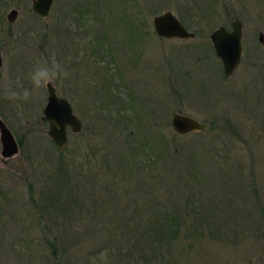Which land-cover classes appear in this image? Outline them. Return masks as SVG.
<instances>
[{"label":"rangeland","instance_id":"obj_1","mask_svg":"<svg viewBox=\"0 0 264 264\" xmlns=\"http://www.w3.org/2000/svg\"><path fill=\"white\" fill-rule=\"evenodd\" d=\"M30 4V0H0V119L18 144V152L0 165V264H133L135 256L127 257L125 244L116 245V237L106 234L120 211L117 208L115 215L109 204L101 208L102 190L91 191L89 208L76 207L73 215L44 211L41 198L47 184L66 177L69 160L83 166L80 170L87 179H103L98 180L99 187L119 182V171L118 180L102 173L103 159L110 158L111 142L123 138L119 125L128 116L134 128L155 123L171 143L175 160L190 155L188 147L197 133L209 156L196 168L200 175L184 172V180H178L173 170L161 178L157 165L148 168L140 160L142 172L153 175L152 186L161 202L182 207L195 194L204 211L223 208L213 216L220 222L213 225V242H184L171 264H262L264 0H53L45 18L35 15ZM11 8L17 14L7 22ZM165 10L194 36L158 38L151 19ZM138 18L141 36L132 37L127 29L131 19L137 25ZM234 19L241 23V56L233 73L225 77L208 36L218 26L229 30ZM52 59L69 74L55 84V92L70 102L82 125L77 133L67 130L68 144L60 154L41 119L46 89L15 102L6 99L3 90L7 83L30 87L29 74L37 62ZM175 112L203 122L204 129L175 134L169 125ZM45 141L48 147L43 146ZM224 170L235 172L242 183H234L233 174L227 180ZM168 193L169 199L164 195ZM250 201L258 205L253 207ZM75 202L80 203L78 197ZM123 202L131 200L124 197ZM255 209L260 213L250 217L248 212ZM227 213L231 218L220 216ZM226 220L232 225L222 224ZM218 231L223 238L216 236Z\"/></svg>","mask_w":264,"mask_h":264},{"label":"trees","instance_id":"obj_2","mask_svg":"<svg viewBox=\"0 0 264 264\" xmlns=\"http://www.w3.org/2000/svg\"><path fill=\"white\" fill-rule=\"evenodd\" d=\"M134 21L135 19H131L132 26L127 30L132 37H139L141 36V31L138 24L141 22L139 18L137 19V25ZM104 97L107 99V92H105ZM125 119H127V123L122 122L121 125H119V129L122 131L118 132L120 134L124 133L123 138L120 141L117 139L118 141L114 140L111 142L110 158L107 157L103 159L105 173H102L105 175H113L112 179H119V182H107L99 187L101 183L99 181L103 179H87L84 173H82V170H80L83 166H81V164L76 165V162L69 160V165L71 167L68 168L69 171H67L66 177L60 180L58 179V182L55 181L51 183V186L47 184V191L41 192L42 201L45 202L42 205V209L44 211L56 209L60 213L70 212L72 215L75 213L77 214L75 208L81 207V209L84 210L85 208H89L90 204L89 201H87L89 198L88 195L92 193L91 191L94 192L96 188H99V190L103 191L101 194L104 197V204H101V208L109 204L110 210L115 215L120 211L116 219L117 221L111 228V231L109 230L110 232L106 234H110L111 237H116V245L122 246V243L125 244L126 251H129L127 257L133 258V256H135L133 264H171L173 262L174 252H180V247L184 242L190 241L192 244H195L202 240L208 241V239L213 242V228L215 227L213 225H220L219 221H214L213 216L221 213V209L223 208H219L218 212L215 213L210 209V212H206V210L204 211L201 209V198L197 197L195 194L191 199L186 198L182 207L161 202L155 194L154 186H152L153 183H155L153 175L142 172L140 167L141 161L143 159L147 163L146 167L148 168L149 165H157L156 167L161 169L159 173L161 178H163L161 174H166L173 170V172L177 171L176 174L178 177H176L178 180H184V172L188 174L191 173L194 176L200 175V171L196 170V168H199V166L205 163V159L201 161L202 158L208 159L209 156H207L205 152V144L202 143L200 134L197 133L193 136V143L188 147V149L191 148L190 157L187 156V158L175 160L172 153L173 151H170L171 143L165 141L161 132L155 127V123L152 126L138 124V126L134 128L129 116ZM18 143H20V140ZM43 146H49L47 141L43 143ZM64 150H66L65 147L57 152L60 154V152ZM173 150L174 152L176 151V149ZM73 151L76 152V147L73 148ZM217 164L224 165L225 163ZM225 165L230 168L234 167V165ZM121 169L124 170L120 171ZM118 171L119 178L117 179L115 175L118 176ZM224 171L225 174H228L227 180L231 179V175L229 176V174H233L232 177H236V182L234 183H242V181L234 175L236 174L235 172ZM98 174L100 175V173ZM142 174L145 176H142ZM89 178H91V176H89ZM155 179L157 180V178ZM238 180L240 182H237ZM189 181L191 180L189 179ZM1 194L4 200L7 199L3 193ZM164 195L168 197V199L169 196H172L170 193ZM77 197L80 203L75 202ZM124 197H129L131 202H123V206L120 201H122ZM29 198L35 204L31 193ZM105 199H107L106 202ZM249 203L251 205L254 203L255 206L253 207L258 205L256 201H250ZM210 208H213V203ZM214 208L217 207L214 205ZM257 211L259 212L258 209H255L254 212H248V214L251 217L256 215L258 213ZM220 216L226 217L225 219L231 218L230 213ZM220 216L215 218H219ZM222 224H229V226H231L232 221L226 220L223 221ZM261 225H263L262 229L264 231V222L262 218L260 226ZM260 226L258 227L257 225L258 230H260ZM205 229L207 232L203 235L202 231ZM236 229L234 230V234L231 235L233 239H236L237 236ZM215 234H217V237H224L220 232ZM53 253L55 254L56 251L53 250ZM62 253L63 252H61V254ZM64 264L73 263L65 261Z\"/></svg>","mask_w":264,"mask_h":264},{"label":"water","instance_id":"obj_3","mask_svg":"<svg viewBox=\"0 0 264 264\" xmlns=\"http://www.w3.org/2000/svg\"><path fill=\"white\" fill-rule=\"evenodd\" d=\"M31 11L42 18L48 16L53 0H30ZM17 10L11 8L5 18L7 22H13ZM153 33L158 38L186 39L194 36L188 31L179 19L169 10L153 15L151 19ZM215 56L219 59L222 74L230 76L237 67L241 56V23L234 19L230 23V29L218 26L208 36ZM261 40V35L258 36ZM1 62V58H0ZM46 89V102L41 109V119L47 123L46 135L56 149L60 150L68 144L67 130L77 133L81 130V121L73 113L67 99L58 96L54 86L49 84ZM172 131L177 135H185L194 131H202L204 123L183 113H172L169 119ZM0 146L2 156L6 159L18 152V144L5 123L0 119ZM231 264V263H226ZM239 264H251L244 261ZM264 264V262L262 263Z\"/></svg>","mask_w":264,"mask_h":264},{"label":"clouds","instance_id":"obj_4","mask_svg":"<svg viewBox=\"0 0 264 264\" xmlns=\"http://www.w3.org/2000/svg\"><path fill=\"white\" fill-rule=\"evenodd\" d=\"M66 68L57 60L38 61L29 74L30 87L22 84L13 86L11 83L4 85L5 98L10 101H27L40 89L47 88L49 84L55 86L58 81L68 77ZM6 162L2 156V146H0V165Z\"/></svg>","mask_w":264,"mask_h":264},{"label":"flooded vegetation","instance_id":"obj_5","mask_svg":"<svg viewBox=\"0 0 264 264\" xmlns=\"http://www.w3.org/2000/svg\"><path fill=\"white\" fill-rule=\"evenodd\" d=\"M239 64V63H238ZM58 96H60V95H58ZM61 97H63V96H61ZM65 98V97H64ZM66 99V98H65ZM69 102V101H68ZM70 103V102H69Z\"/></svg>","mask_w":264,"mask_h":264}]
</instances>
